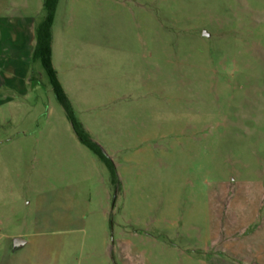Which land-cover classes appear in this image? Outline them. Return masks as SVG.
<instances>
[{"label": "rangeland", "instance_id": "1", "mask_svg": "<svg viewBox=\"0 0 264 264\" xmlns=\"http://www.w3.org/2000/svg\"><path fill=\"white\" fill-rule=\"evenodd\" d=\"M51 48L117 179L39 61L0 80V264L264 262V0H58Z\"/></svg>", "mask_w": 264, "mask_h": 264}, {"label": "crops", "instance_id": "2", "mask_svg": "<svg viewBox=\"0 0 264 264\" xmlns=\"http://www.w3.org/2000/svg\"><path fill=\"white\" fill-rule=\"evenodd\" d=\"M37 25L36 19L31 16L11 14L9 11L0 12V64L8 66L0 73V80L19 92L27 91L19 81L27 80L29 77L36 41L34 29ZM19 239L24 243L17 250H26L32 244L30 238ZM31 247L38 250V241ZM252 251L250 245L244 244L241 250L233 251V255L237 257L238 264H264L260 252H255L256 259L249 257V254H253Z\"/></svg>", "mask_w": 264, "mask_h": 264}, {"label": "trees", "instance_id": "3", "mask_svg": "<svg viewBox=\"0 0 264 264\" xmlns=\"http://www.w3.org/2000/svg\"><path fill=\"white\" fill-rule=\"evenodd\" d=\"M58 0H43V9L45 12L43 20L35 28V46L32 53V61L40 62L45 71L57 100L64 108L72 127L80 141L88 147L96 156L106 163L112 172L113 178L117 179V172L114 163L107 158L102 149L91 139L82 123L76 117L72 108L71 101L64 91L57 72L52 63V26L55 19V13Z\"/></svg>", "mask_w": 264, "mask_h": 264}, {"label": "water", "instance_id": "4", "mask_svg": "<svg viewBox=\"0 0 264 264\" xmlns=\"http://www.w3.org/2000/svg\"><path fill=\"white\" fill-rule=\"evenodd\" d=\"M23 243H24L23 240L19 238L15 239L13 242L14 250H17L20 247V245H22Z\"/></svg>", "mask_w": 264, "mask_h": 264}]
</instances>
